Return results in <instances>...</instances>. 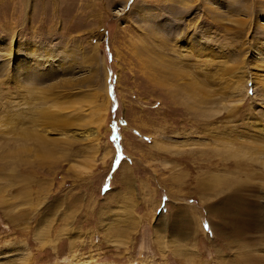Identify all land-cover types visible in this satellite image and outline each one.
Returning a JSON list of instances; mask_svg holds the SVG:
<instances>
[{
	"label": "rangeland",
	"instance_id": "obj_1",
	"mask_svg": "<svg viewBox=\"0 0 264 264\" xmlns=\"http://www.w3.org/2000/svg\"><path fill=\"white\" fill-rule=\"evenodd\" d=\"M0 264H264V0H0Z\"/></svg>",
	"mask_w": 264,
	"mask_h": 264
},
{
	"label": "bare ground",
	"instance_id": "obj_2",
	"mask_svg": "<svg viewBox=\"0 0 264 264\" xmlns=\"http://www.w3.org/2000/svg\"><path fill=\"white\" fill-rule=\"evenodd\" d=\"M18 119V118H17ZM35 121V120H34ZM36 125V124H35Z\"/></svg>",
	"mask_w": 264,
	"mask_h": 264
}]
</instances>
